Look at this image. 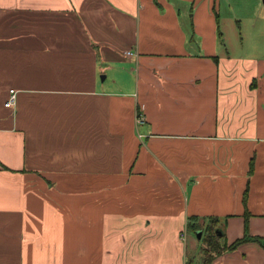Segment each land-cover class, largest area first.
I'll return each mask as SVG.
<instances>
[{
    "label": "crops",
    "instance_id": "0c3cea01",
    "mask_svg": "<svg viewBox=\"0 0 264 264\" xmlns=\"http://www.w3.org/2000/svg\"><path fill=\"white\" fill-rule=\"evenodd\" d=\"M222 1L0 0V264H202L211 218L264 264V31Z\"/></svg>",
    "mask_w": 264,
    "mask_h": 264
},
{
    "label": "rangeland",
    "instance_id": "374dc122",
    "mask_svg": "<svg viewBox=\"0 0 264 264\" xmlns=\"http://www.w3.org/2000/svg\"><path fill=\"white\" fill-rule=\"evenodd\" d=\"M219 11L220 30L229 36L246 34L252 22H256L257 28L264 31V0H223ZM208 223L201 227V240L189 232L188 238L202 245V236H206Z\"/></svg>",
    "mask_w": 264,
    "mask_h": 264
},
{
    "label": "trees",
    "instance_id": "16d2710c",
    "mask_svg": "<svg viewBox=\"0 0 264 264\" xmlns=\"http://www.w3.org/2000/svg\"><path fill=\"white\" fill-rule=\"evenodd\" d=\"M216 225L217 224H216L215 218H211L209 220L208 226L206 227V236L205 235L202 236V241L204 243L203 252L205 254V258H204V261L202 264H208L211 261V259L213 258V256L220 254L222 252L228 251V250H232V249L236 248L241 242L250 238V237L245 235L241 238L235 239L229 245L221 244L219 242L220 236H218V232L216 230ZM187 228L194 231L196 228H199V226L196 227L195 224L193 225V224H190L188 222ZM253 239H256L258 241H264V238H255L254 237Z\"/></svg>",
    "mask_w": 264,
    "mask_h": 264
},
{
    "label": "built area",
    "instance_id": "2783aa9c",
    "mask_svg": "<svg viewBox=\"0 0 264 264\" xmlns=\"http://www.w3.org/2000/svg\"><path fill=\"white\" fill-rule=\"evenodd\" d=\"M15 100H16V91L13 90V89H10V90H9L8 98H7L6 102H5V105H6L7 107H9V108H13V106H14V104H15ZM136 116H137V117H136L135 121H136V123L138 124V123L141 122V117H140V115H138V114H137ZM185 234H186V232H185V230H184V231L182 232V234H181V239H182V240L185 239Z\"/></svg>",
    "mask_w": 264,
    "mask_h": 264
},
{
    "label": "water",
    "instance_id": "95a60500",
    "mask_svg": "<svg viewBox=\"0 0 264 264\" xmlns=\"http://www.w3.org/2000/svg\"><path fill=\"white\" fill-rule=\"evenodd\" d=\"M196 235H197V237L199 238L200 235H201V230L196 231Z\"/></svg>",
    "mask_w": 264,
    "mask_h": 264
}]
</instances>
